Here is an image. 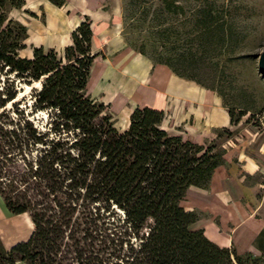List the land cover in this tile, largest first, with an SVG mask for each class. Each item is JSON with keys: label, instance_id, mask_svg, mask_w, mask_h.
<instances>
[{"label": "trees", "instance_id": "obj_1", "mask_svg": "<svg viewBox=\"0 0 264 264\" xmlns=\"http://www.w3.org/2000/svg\"><path fill=\"white\" fill-rule=\"evenodd\" d=\"M5 4L21 0H0V201L10 214L26 212L33 230L7 250L0 246V264H264V230L257 254H239L193 228L198 213L180 203L190 185L207 186L224 148L169 134L162 111L149 107H134L118 130L107 106L86 92L96 56L88 20L71 31L61 56L32 47L30 57H19L25 29L11 25ZM16 83L30 86L21 106ZM39 111L43 127L30 119ZM89 207L115 212L102 256H85L78 242L75 219Z\"/></svg>", "mask_w": 264, "mask_h": 264}, {"label": "rangeland", "instance_id": "obj_2", "mask_svg": "<svg viewBox=\"0 0 264 264\" xmlns=\"http://www.w3.org/2000/svg\"><path fill=\"white\" fill-rule=\"evenodd\" d=\"M41 1L21 0L20 6L5 4L3 9L11 25L19 24L25 29L24 39L21 40L24 48L17 52L19 57H30L32 47H41L45 52L53 51L57 56L62 54L64 46L55 49L37 44L52 42V38L47 37L48 31L44 30L46 12ZM107 3L120 12L118 34L122 51L138 53L152 64H162L212 90L226 111H231L235 124L227 128L230 132L216 128L211 139H203L198 144L205 146L214 140L216 149L236 145L241 152L261 155L258 169L242 179L257 191L251 204L252 207L262 206L256 213L253 209L250 215L259 217L258 213L264 210V76L258 72L256 61L264 49V0H107ZM83 19L88 20L86 17ZM27 26L31 30L29 38ZM76 26L70 30L69 39ZM91 49L96 56L102 52L98 47L93 51L92 42ZM112 58L111 63H115V58ZM97 59L98 66L99 56ZM94 71L90 68L86 92L107 106L106 111L114 126L122 130L125 117L121 116V110L126 104L113 96L112 104L106 102L110 96L103 94L102 87L96 86ZM2 78L0 73V85ZM33 83L32 86L38 87ZM16 85L21 89L17 90L15 101L21 106L22 101L18 100L22 97L29 100L30 86L23 83ZM6 106L8 108L9 104ZM45 116L39 111L30 115V119L38 127H43ZM89 209L91 211L83 215L77 214L75 219L78 229L82 230L78 234V242L85 256L90 251L102 256L109 251L115 212L114 209L103 211L101 207L98 210ZM196 212L199 218L203 217L201 212ZM13 217L11 225L14 230L1 236L0 246L20 241L28 233L25 220ZM251 253L257 254L256 250Z\"/></svg>", "mask_w": 264, "mask_h": 264}, {"label": "crops", "instance_id": "obj_3", "mask_svg": "<svg viewBox=\"0 0 264 264\" xmlns=\"http://www.w3.org/2000/svg\"><path fill=\"white\" fill-rule=\"evenodd\" d=\"M41 3L46 12L44 30L48 31L47 37L52 38L49 44L37 43L44 48L60 49L69 44L70 30L84 17L89 20L93 51L98 50L97 47L102 51L95 56L91 70L95 69L96 86L102 87L103 94L110 96L106 102L112 104L113 96L126 104L121 110V116L125 117L122 128L127 124L129 112L136 106L162 111L161 127L169 134L194 143L211 139L216 128H231L227 111L215 92L175 75L162 64H152L138 53L121 50L120 12L109 6L107 0H65L59 7L46 0ZM107 31L108 35L105 34ZM27 32L29 38V26ZM98 56L100 63L97 66ZM111 56L115 63H111ZM260 156L241 152L236 145L224 148L223 161L213 168L207 186L190 185L180 202L185 209L203 214L192 227L202 230L206 239L218 247L231 248L239 254L255 250L254 241L264 230V210L258 213L259 217L250 215L253 209L256 213L262 205L252 207L251 200L257 191L242 179L258 169ZM13 216L25 220L28 233L20 241L1 246L5 250L25 241L33 230L26 212L10 214L0 201V238L14 230Z\"/></svg>", "mask_w": 264, "mask_h": 264}, {"label": "water", "instance_id": "obj_4", "mask_svg": "<svg viewBox=\"0 0 264 264\" xmlns=\"http://www.w3.org/2000/svg\"><path fill=\"white\" fill-rule=\"evenodd\" d=\"M256 68L264 76V49L257 56Z\"/></svg>", "mask_w": 264, "mask_h": 264}, {"label": "bare ground", "instance_id": "obj_5", "mask_svg": "<svg viewBox=\"0 0 264 264\" xmlns=\"http://www.w3.org/2000/svg\"><path fill=\"white\" fill-rule=\"evenodd\" d=\"M35 84H37V83H35Z\"/></svg>", "mask_w": 264, "mask_h": 264}]
</instances>
